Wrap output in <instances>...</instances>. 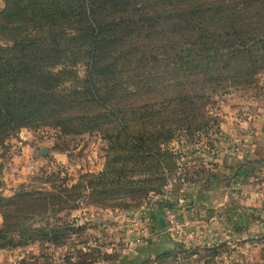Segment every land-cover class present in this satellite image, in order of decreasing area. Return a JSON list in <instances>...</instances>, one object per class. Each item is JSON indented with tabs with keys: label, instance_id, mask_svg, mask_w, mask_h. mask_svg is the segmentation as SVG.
I'll return each mask as SVG.
<instances>
[{
	"label": "trees",
	"instance_id": "obj_1",
	"mask_svg": "<svg viewBox=\"0 0 264 264\" xmlns=\"http://www.w3.org/2000/svg\"><path fill=\"white\" fill-rule=\"evenodd\" d=\"M261 73L264 0H4L0 146L26 128L96 133L106 161L72 185L59 172L50 190L0 192V247H63L76 221L58 215L82 199L128 209L162 192L178 170L172 143L209 126L215 95L253 88ZM223 247L184 250L183 263L220 260Z\"/></svg>",
	"mask_w": 264,
	"mask_h": 264
},
{
	"label": "rangeland",
	"instance_id": "obj_2",
	"mask_svg": "<svg viewBox=\"0 0 264 264\" xmlns=\"http://www.w3.org/2000/svg\"><path fill=\"white\" fill-rule=\"evenodd\" d=\"M80 72L84 75L85 69L81 67ZM260 77L253 88L215 95L214 102L209 105L208 113L212 117L209 126L192 138L185 136L172 143L178 170L162 192L151 193L138 204L127 200L131 205L128 209L103 208L91 200L82 199L78 209L58 215L62 221H76L75 230L70 232L65 246L34 244L20 249L0 247V264H128L129 261V264H149L143 261L166 251L178 254V262H172L175 256L172 255L167 264H184L182 251L193 252L196 247L203 249L222 245L220 260L206 258L208 253L205 252H195L190 263L264 264V227L262 231L257 225V233H248V221L256 222L254 220L257 219L251 216L246 206L238 204L240 199H237L239 196L246 199L253 194L261 196L248 186L264 188V160L254 170V177L248 179L249 176L244 175L246 181L238 175L241 169L236 168L233 162V154L239 147L252 149L251 131L254 128L250 124L255 123L261 128L258 120L264 121V73ZM31 147H34V154H30ZM40 148L49 151V154L43 155ZM105 149L106 143L96 133L64 136L58 129L50 127L22 129L0 146V192L11 197L26 185H31L33 189L50 190L52 184L43 182L50 174L59 172L61 178L68 177V183L72 185L81 174L103 170ZM25 150L29 154L24 153ZM17 157L21 160L25 158L22 164L28 166L27 170L14 180L9 175L2 176V165L13 164ZM210 182L220 185L218 188L224 198L228 197L231 201L234 196L239 207L234 204L222 208L209 207L203 193L205 188H209L205 184ZM167 211H171L192 238H186V235L180 237L178 233L169 231ZM50 222L54 223L53 220ZM259 222L262 223L261 220ZM216 223H221L222 228L217 230ZM189 225L196 227L189 231ZM209 226L214 233L217 232V239L202 244L193 242L195 237L202 238L203 229L211 232ZM155 236L170 240L171 244L151 253ZM137 247L138 254H134L133 250ZM147 252L150 254L147 255Z\"/></svg>",
	"mask_w": 264,
	"mask_h": 264
},
{
	"label": "crops",
	"instance_id": "obj_3",
	"mask_svg": "<svg viewBox=\"0 0 264 264\" xmlns=\"http://www.w3.org/2000/svg\"><path fill=\"white\" fill-rule=\"evenodd\" d=\"M0 8L3 7V0H0ZM255 120V119H254ZM262 126L261 128L259 127V125H255V123H251L250 126H252L254 129L251 131L252 135H251V145H252V149L250 150H245L244 148L239 147L236 151V154H233V162L235 167H240V171L238 173V175L242 176V179L244 181H246V178L244 175L249 176L248 179H251L252 177H254V170L257 169L259 166H261L263 163L261 161L264 160V121L263 120H258ZM259 129V130H258ZM262 129V130H261ZM240 140V139H239ZM240 143H242V141L240 140ZM43 148H40V150H42ZM34 151V147H31V153L30 154H34L32 153ZM26 152V154H29V152H27L26 150L24 151V153ZM45 155L49 154V151L46 150ZM20 157V156H19ZM17 157L15 158V161L13 164L7 163V164H3L2 165V169H3V175L4 177H6L7 175H9V178L11 180H14L16 177H20L21 174H23L25 172V170H27L28 166H23L22 164V160H24L25 158H22V160ZM33 157V156H32ZM19 160V161H18ZM261 162V163H260ZM33 163H31L32 165ZM27 165V162H26ZM20 171V172H19ZM249 173V174H248ZM5 179V178H4ZM218 184H214L211 183L209 185L205 184V187H209V188H205V192L203 193V197H205V201L209 204V207H216L218 206L219 208H222V206L225 205H236L237 207L238 204L246 206L248 212H250L253 218H256L257 220H254L256 222L253 221H248V225H249V229L247 230L248 233L253 234V233H257V225H260L259 229L262 230V228L264 227V194L262 192H264V188L262 186L260 187H254V186H248L249 188L253 189L255 193L258 195L261 193V196H255V194H253V196L251 197H247L246 199H242V196L237 197V199L239 198L240 201L237 204V199L233 196L230 199L224 198L220 192L221 190L218 188ZM259 186V185H258ZM262 187V188H261ZM258 191V192H257ZM250 191H248L249 193ZM263 196V198H262ZM246 197V196H245ZM180 212V211H179ZM247 220V219H244ZM259 220L262 221V223L260 224ZM193 223V222H192ZM254 223H259V224H254ZM217 226V230H219V228L221 227V223H216ZM190 230L189 231H193L196 227V225H189L187 226ZM208 229L211 232H207L205 229H203L204 233L202 234V238H197L195 237L193 239V242H199V244L205 243V242H210L213 241L215 239H217V232H213L212 229L210 228V226L208 227ZM264 229V228H263ZM242 230V229H241ZM263 231V230H262ZM264 232V231H263ZM209 234H211V237L209 236ZM159 237V236H155L153 241L154 244L150 247L151 248V253L154 250H160L163 247H165L166 244H171V241H167L164 238ZM212 239V240H211ZM149 247V246H146ZM142 248H145V246H142ZM139 247L135 248L133 250L134 254H138ZM150 250V249H145V251ZM150 253L147 252V255H149ZM137 256V255H135ZM136 259L138 260L139 258L136 257ZM131 263V261L128 262V264Z\"/></svg>",
	"mask_w": 264,
	"mask_h": 264
},
{
	"label": "built area",
	"instance_id": "obj_4",
	"mask_svg": "<svg viewBox=\"0 0 264 264\" xmlns=\"http://www.w3.org/2000/svg\"><path fill=\"white\" fill-rule=\"evenodd\" d=\"M167 215H168V227H169V231L172 232H176L179 234V236L181 237L182 235H186V238H192L191 234H188L186 232V230L184 229V227L182 225H180L175 217L173 216V214L171 213V211H167ZM194 239V238H193Z\"/></svg>",
	"mask_w": 264,
	"mask_h": 264
},
{
	"label": "water",
	"instance_id": "obj_5",
	"mask_svg": "<svg viewBox=\"0 0 264 264\" xmlns=\"http://www.w3.org/2000/svg\"><path fill=\"white\" fill-rule=\"evenodd\" d=\"M42 153H43V155H45L46 154V150L42 149Z\"/></svg>",
	"mask_w": 264,
	"mask_h": 264
}]
</instances>
